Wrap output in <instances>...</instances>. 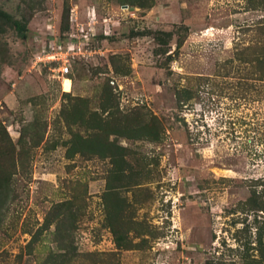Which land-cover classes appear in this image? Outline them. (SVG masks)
Returning <instances> with one entry per match:
<instances>
[{
  "label": "rangeland",
  "instance_id": "obj_1",
  "mask_svg": "<svg viewBox=\"0 0 264 264\" xmlns=\"http://www.w3.org/2000/svg\"><path fill=\"white\" fill-rule=\"evenodd\" d=\"M0 9V264H264V0Z\"/></svg>",
  "mask_w": 264,
  "mask_h": 264
},
{
  "label": "built area",
  "instance_id": "obj_2",
  "mask_svg": "<svg viewBox=\"0 0 264 264\" xmlns=\"http://www.w3.org/2000/svg\"><path fill=\"white\" fill-rule=\"evenodd\" d=\"M90 14V13H89ZM89 23L93 22L94 15H89ZM81 30V28H80ZM74 33L68 32L62 39L52 41L45 45L38 57V61L51 65V70L64 77L69 73V59L75 53L76 44L73 42ZM84 40H88V35H82ZM65 40V41H64Z\"/></svg>",
  "mask_w": 264,
  "mask_h": 264
},
{
  "label": "trees",
  "instance_id": "obj_3",
  "mask_svg": "<svg viewBox=\"0 0 264 264\" xmlns=\"http://www.w3.org/2000/svg\"><path fill=\"white\" fill-rule=\"evenodd\" d=\"M4 26L12 27L20 38L25 37V31H26L25 23L13 18L10 14L0 9V30H2ZM157 34H160L163 36H169L170 32L158 31ZM155 39L159 40V38L157 37H155ZM124 135L131 137V138L150 136L152 137V139H158L159 137L157 131L147 130L145 126L135 127L129 130V132H127Z\"/></svg>",
  "mask_w": 264,
  "mask_h": 264
},
{
  "label": "bare ground",
  "instance_id": "obj_4",
  "mask_svg": "<svg viewBox=\"0 0 264 264\" xmlns=\"http://www.w3.org/2000/svg\"><path fill=\"white\" fill-rule=\"evenodd\" d=\"M63 78V77H62ZM62 87L64 91H69L71 87V82L67 77L62 79Z\"/></svg>",
  "mask_w": 264,
  "mask_h": 264
}]
</instances>
